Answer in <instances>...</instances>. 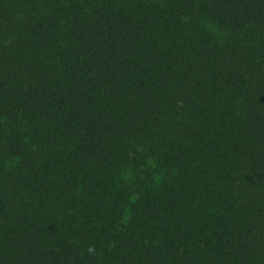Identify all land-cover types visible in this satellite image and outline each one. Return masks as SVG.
Listing matches in <instances>:
<instances>
[{
  "label": "trees",
  "instance_id": "1",
  "mask_svg": "<svg viewBox=\"0 0 264 264\" xmlns=\"http://www.w3.org/2000/svg\"><path fill=\"white\" fill-rule=\"evenodd\" d=\"M0 264H264V0H0Z\"/></svg>",
  "mask_w": 264,
  "mask_h": 264
}]
</instances>
